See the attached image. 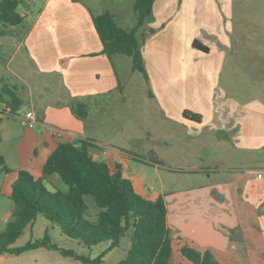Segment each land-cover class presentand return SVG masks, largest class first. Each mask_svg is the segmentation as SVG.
Listing matches in <instances>:
<instances>
[{
    "label": "crops",
    "instance_id": "obj_1",
    "mask_svg": "<svg viewBox=\"0 0 264 264\" xmlns=\"http://www.w3.org/2000/svg\"><path fill=\"white\" fill-rule=\"evenodd\" d=\"M231 1L154 0L152 14L138 33L148 78L140 72H134L132 63L131 77L127 83H122L116 67V61L121 60H114L115 56L110 59L103 54V46L93 23V15H100L104 10L97 13L86 3L76 0H46L43 7L34 14L30 27L20 42V48L25 49L32 72L44 79L35 86L29 84V102L25 103V98L21 96L24 106L18 114L25 110H34L38 115V124L33 129L23 127L21 130L22 135L16 145L18 166H8L12 173L7 174L8 178L3 182L5 188L2 189L0 185L2 195L10 196L12 185L21 170L41 178L44 164L58 144L87 140L93 145L89 148V153L95 161L106 163L111 171L121 168L124 178L132 181L138 194L145 199L156 200L159 196H148L140 181L130 175L132 171H128L130 168L127 159L134 156L130 151L119 147L121 141L118 143L111 140V135H115V139L121 137L124 127L115 117L111 120L118 123V126L109 127L111 110L107 99L112 97L113 100L123 99L125 102L127 88L134 79L132 76L138 73L149 87L150 103L164 115L165 121L187 126L181 118L187 97L192 91L202 90L208 78L206 73L213 70L216 58L222 56L221 59L217 58L221 66L226 59V50L231 47L234 16L231 12ZM109 12L120 24L123 20L119 19L120 14ZM195 40L207 46L209 53L194 49L192 44ZM191 58L201 67L197 75L190 79L187 68L180 67L186 65ZM19 66L22 67V64L19 63ZM178 74L183 76L181 83L178 79H173ZM3 80L0 77V82ZM53 82H57V88L53 86ZM12 87L17 88L20 93L17 86ZM216 91L218 86L212 90L211 99ZM213 100L216 101V98ZM230 100L229 94H220L214 108L222 114L216 115L213 126L219 131H233L234 141L242 144L245 150L264 149V141L260 145L253 143L259 137L264 138V124L260 126L264 121V114L257 111L256 116H252L253 112H250L245 116L243 125H239L240 129L235 122V108L229 105ZM75 101L89 106L87 119L80 120L76 117L71 108ZM9 110L6 104L0 103V124L5 121L10 123L8 117L19 122L17 115H10ZM170 110L173 115H169ZM200 125L206 126L204 120ZM54 130L64 134L63 140L54 135ZM0 132L1 151L9 165L2 148L5 133L1 130ZM132 137L133 134L131 139ZM32 154H35L36 161H33ZM257 180L259 186L264 188V175ZM254 184L255 180L249 179L248 175H239L234 185L242 191L252 187L257 189L259 186L255 187ZM242 206L249 212L240 211L237 219L228 217L224 223L226 229L235 232V237L229 239L213 229L196 237L180 232L181 219L172 217L168 208V225L173 231L171 264H194L181 253L185 245L201 252L211 251L221 264H264V197L262 195L253 203H242ZM29 227L32 229V224L26 229ZM39 250L47 249L42 248L19 256L0 255V264H34L26 263L25 255ZM45 258L43 261H48L47 264H54L49 257Z\"/></svg>",
    "mask_w": 264,
    "mask_h": 264
},
{
    "label": "rangeland",
    "instance_id": "obj_2",
    "mask_svg": "<svg viewBox=\"0 0 264 264\" xmlns=\"http://www.w3.org/2000/svg\"><path fill=\"white\" fill-rule=\"evenodd\" d=\"M76 1L86 3L97 13L102 10L119 13V19L124 22L120 21L118 25L125 30L137 24V16L133 11L135 0ZM45 2L46 0H24L19 7V12L25 16L21 25L5 27L0 23V77L4 79L0 82V87L3 84L17 86L19 96L25 98V103L29 102V84L35 86L44 78L32 72L30 61L25 49L20 48V42L29 29L34 14ZM231 12L234 15L231 47L226 50V59L221 66L217 58L221 59L222 56L216 58L215 66L218 67L214 66L212 71L206 73L208 78L202 90L192 91L193 94L191 92L187 97L186 107L181 112V118L187 126L165 121L164 115L150 103L149 87L138 73L132 76L134 79L127 88L125 102L123 99L116 101L115 98L114 102L112 97L107 99L111 110L109 127L118 126V123L111 120L113 117L118 118L124 127L122 136L115 139L116 136L111 135V140L118 143L121 141L119 147L130 151L134 156L127 159L130 168L128 171H132L130 175L140 181L148 196H164L172 217L181 219L180 232L191 237L213 229L228 239L234 238L235 232L224 227L228 217L237 219L240 211L249 212L243 208L242 203H253L262 195L264 197V188L259 186L257 180L260 179L259 174L264 175V149L245 150L242 144L234 141L233 131H219L213 126L216 115L222 114L214 108L222 93L229 94V105L235 108V122L240 129L239 125H243L245 116L250 112H253L252 116H256L257 111L264 114V0H232ZM114 60H121L116 61V67L122 83H127L131 77L132 59L117 55ZM200 67L191 58L180 68H187L191 79L197 75ZM182 77L178 74L173 79H178L181 83ZM53 84L57 88V82ZM216 86L218 91L214 92L215 101L210 97ZM185 113L188 116L200 115L206 126L188 120L184 117ZM169 115H173L171 110ZM8 119L10 123L5 121L0 124V130L5 133L2 148L8 159L7 166H18L16 145L23 127L12 117ZM263 124L264 121L260 126ZM132 134L134 138L131 139ZM262 136L264 137V133ZM263 141L264 138L259 137L253 143L260 145ZM32 156L33 161H36L35 154ZM153 158L155 161H152ZM239 175H248L249 179L255 180V187H259L238 190L234 184ZM6 178L7 174L1 176L2 189L5 188L3 182ZM46 185L51 191L68 190V186L58 175L49 177ZM86 203V219L96 221L99 209L93 198L87 196ZM14 210V202L8 196L1 195L0 233L6 230ZM33 224L32 229L29 227L25 230L17 247L31 240L42 239L46 229L53 243L78 255L95 259L109 247V243L89 247L80 240L71 239L43 216H39ZM132 233L129 231L122 238L120 245L105 256L102 264H118L126 258L132 245ZM25 256L26 263L47 264L49 262L43 260L49 257L54 264H82L72 258L62 257L58 252L48 253L47 250Z\"/></svg>",
    "mask_w": 264,
    "mask_h": 264
},
{
    "label": "trees",
    "instance_id": "obj_3",
    "mask_svg": "<svg viewBox=\"0 0 264 264\" xmlns=\"http://www.w3.org/2000/svg\"><path fill=\"white\" fill-rule=\"evenodd\" d=\"M24 0H0V23L5 27L24 23L25 16L19 12ZM154 0H136L137 24L132 30L120 27L110 12L93 15V23L108 58L117 55L132 59V70L147 72L138 33L153 11ZM193 48L203 53L210 49L195 40ZM0 103L9 107L12 116L18 115L24 101L18 90L8 84L0 87ZM80 120L89 117V106L75 101L71 106ZM187 113L184 117L200 124L201 116ZM0 132V177L12 173L1 151ZM92 143L87 140L63 142L49 156L43 167V175L36 178L31 172L21 170L12 185L9 198L15 204L12 219L0 233V255H22L45 248L59 252L83 264H102L105 256L120 245L123 237L132 231V245L124 260L118 264H171L173 236L168 225V207L164 196L148 200L138 194L130 179L124 178L121 168L111 171L104 162L95 161L89 153ZM58 175L68 186L66 192L51 191L46 183L49 177ZM2 192L0 190V196ZM93 198L99 209L96 221L86 219V197ZM39 216L56 224L62 233L93 247L109 243V247L95 259L61 249L53 243L49 234L42 239L31 240L16 247L26 228ZM182 255L194 264H221L209 250L199 251L185 245Z\"/></svg>",
    "mask_w": 264,
    "mask_h": 264
},
{
    "label": "built area",
    "instance_id": "obj_4",
    "mask_svg": "<svg viewBox=\"0 0 264 264\" xmlns=\"http://www.w3.org/2000/svg\"><path fill=\"white\" fill-rule=\"evenodd\" d=\"M17 118L22 127L27 129H33L38 124V115L34 110H25L23 113L18 114ZM54 135H56L59 140H63L64 138V134L58 130H54ZM261 177L262 175L259 174V178Z\"/></svg>",
    "mask_w": 264,
    "mask_h": 264
},
{
    "label": "water",
    "instance_id": "obj_5",
    "mask_svg": "<svg viewBox=\"0 0 264 264\" xmlns=\"http://www.w3.org/2000/svg\"><path fill=\"white\" fill-rule=\"evenodd\" d=\"M152 161H155V159L153 158Z\"/></svg>",
    "mask_w": 264,
    "mask_h": 264
}]
</instances>
